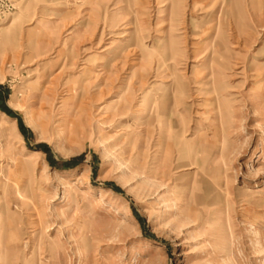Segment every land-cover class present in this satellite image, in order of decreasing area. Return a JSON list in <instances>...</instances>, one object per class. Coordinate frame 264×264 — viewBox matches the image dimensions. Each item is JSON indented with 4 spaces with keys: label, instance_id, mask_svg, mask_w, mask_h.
Returning a JSON list of instances; mask_svg holds the SVG:
<instances>
[{
    "label": "rangeland",
    "instance_id": "1",
    "mask_svg": "<svg viewBox=\"0 0 264 264\" xmlns=\"http://www.w3.org/2000/svg\"><path fill=\"white\" fill-rule=\"evenodd\" d=\"M0 264H264V0H0Z\"/></svg>",
    "mask_w": 264,
    "mask_h": 264
},
{
    "label": "bare ground",
    "instance_id": "2",
    "mask_svg": "<svg viewBox=\"0 0 264 264\" xmlns=\"http://www.w3.org/2000/svg\"><path fill=\"white\" fill-rule=\"evenodd\" d=\"M7 40V39H6ZM15 237H17V236H15ZM11 239V238H10ZM15 240H17V239H15ZM12 242V241H11Z\"/></svg>",
    "mask_w": 264,
    "mask_h": 264
},
{
    "label": "trees",
    "instance_id": "3",
    "mask_svg": "<svg viewBox=\"0 0 264 264\" xmlns=\"http://www.w3.org/2000/svg\"><path fill=\"white\" fill-rule=\"evenodd\" d=\"M40 147H43V146H40Z\"/></svg>",
    "mask_w": 264,
    "mask_h": 264
}]
</instances>
